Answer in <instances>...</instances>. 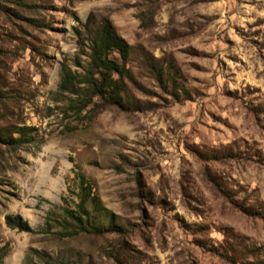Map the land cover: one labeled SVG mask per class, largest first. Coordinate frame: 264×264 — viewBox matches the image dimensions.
Instances as JSON below:
<instances>
[{
    "label": "rangeland",
    "instance_id": "rangeland-1",
    "mask_svg": "<svg viewBox=\"0 0 264 264\" xmlns=\"http://www.w3.org/2000/svg\"><path fill=\"white\" fill-rule=\"evenodd\" d=\"M24 6L0 0V128L30 126L35 138L0 141L2 264H229L214 249L264 264V0ZM104 19L129 44L132 79L120 105L93 96L76 112ZM62 71L75 91L59 88ZM77 172L97 198L90 213L121 234L63 226Z\"/></svg>",
    "mask_w": 264,
    "mask_h": 264
},
{
    "label": "trees",
    "instance_id": "trees-1",
    "mask_svg": "<svg viewBox=\"0 0 264 264\" xmlns=\"http://www.w3.org/2000/svg\"><path fill=\"white\" fill-rule=\"evenodd\" d=\"M13 3L17 6V9H23L25 7L24 5L27 4V0H13ZM144 14L145 12L141 13L142 19L145 17ZM88 22L89 20L84 24L85 27ZM76 31L80 34L79 30L76 29ZM88 40L89 44L86 46L89 57L88 68H86L85 74L81 75V82L86 84L91 95L83 98L81 93L74 92L77 93V97L80 98L72 99L69 106L76 112L87 107V103H90L89 101L93 99V96L100 98L104 104L120 105L122 103V94L125 92L126 82L132 79L130 70L125 67L124 63L129 55V44L113 31L112 25L108 19L99 22L94 35L88 38ZM114 55H118V57ZM61 75L59 88L68 90L69 92L75 91L73 88L77 85L75 81L76 78L74 77L75 74L62 71ZM156 78L157 81L163 83L160 72ZM166 83H168V81H165L163 84ZM93 104L96 105V103ZM90 111L92 110L90 109ZM31 130L32 127L30 126H19L13 131L17 136H13L8 133L5 128H0V141H9L7 144H9L11 148H17L21 146L24 141L35 140L34 136L31 134ZM76 176L79 179L78 191L75 194L78 201L75 203V209L63 208L65 217V224H63V226L72 229V234L81 232H87L91 235H103L104 233L121 234L123 230L121 226L116 224H108L105 226L96 221L88 209V203L96 204L97 198L92 195L91 185L87 182L84 175L77 172ZM244 212L250 213L248 209ZM6 222L10 227H17L25 231L31 229L20 215H7ZM52 224V219L46 221L47 230L51 231V229H53ZM7 251L4 245L0 246V264L3 263ZM214 251L229 264H255V261L239 262L229 257L227 253L218 252V250L215 249ZM110 257H113L118 262L122 260L117 254L110 255Z\"/></svg>",
    "mask_w": 264,
    "mask_h": 264
}]
</instances>
